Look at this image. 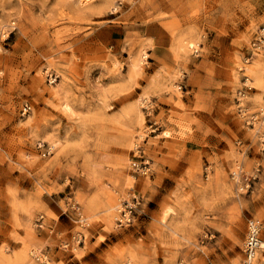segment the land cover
<instances>
[{"label":"rangeland","instance_id":"rangeland-1","mask_svg":"<svg viewBox=\"0 0 264 264\" xmlns=\"http://www.w3.org/2000/svg\"><path fill=\"white\" fill-rule=\"evenodd\" d=\"M262 28L264 0H0V264H240L250 219L264 243Z\"/></svg>","mask_w":264,"mask_h":264},{"label":"built area","instance_id":"built-area-1","mask_svg":"<svg viewBox=\"0 0 264 264\" xmlns=\"http://www.w3.org/2000/svg\"><path fill=\"white\" fill-rule=\"evenodd\" d=\"M263 42L264 28L259 30V33L252 45L253 47H255V49H260L262 47ZM260 118L262 122H264V109H262L261 111ZM132 166L136 170H140L142 172H145L147 170L145 162H143V164L141 165L137 163H132ZM138 204L139 200L136 197H133L131 202L126 201L121 205V208L119 210V216L116 220L118 227L127 226L133 221V216ZM260 229L261 224L257 220L250 219L247 222L246 234L242 247L243 259L240 264H254L256 255L262 246L260 238Z\"/></svg>","mask_w":264,"mask_h":264},{"label":"bare ground","instance_id":"bare-ground-1","mask_svg":"<svg viewBox=\"0 0 264 264\" xmlns=\"http://www.w3.org/2000/svg\"><path fill=\"white\" fill-rule=\"evenodd\" d=\"M255 79H256V81H258L261 84L263 82L264 77L261 74H256ZM262 88L263 87H261V89ZM259 128H260V126L257 127V130H259ZM262 247H264V243H262Z\"/></svg>","mask_w":264,"mask_h":264}]
</instances>
